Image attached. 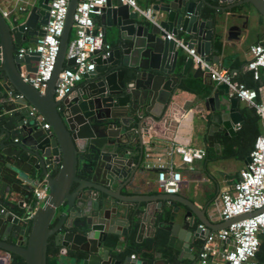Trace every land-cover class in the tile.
Masks as SVG:
<instances>
[{
	"label": "water",
	"instance_id": "obj_1",
	"mask_svg": "<svg viewBox=\"0 0 264 264\" xmlns=\"http://www.w3.org/2000/svg\"><path fill=\"white\" fill-rule=\"evenodd\" d=\"M48 1L27 2L12 18L0 10V250L5 253L0 254V264L9 263L10 252L26 264H46L51 235L65 250L58 264H182L194 257L191 244L203 240L211 227L199 213L203 209L197 210L190 200L179 206L175 194H167L168 202L152 208L140 203L146 200L142 196L123 193L140 185L142 171V135L138 161L128 155L135 136L130 126L139 117V128L144 112L155 120L172 115V97L193 66L192 57L168 34L195 48L206 67L198 66L193 75L201 76L211 65L213 41L223 33L228 39L239 35V11L254 8L264 17V0H155L153 21L119 0H107L100 21L104 34L105 26L112 33L111 51L106 57L95 51L94 69L62 99H55L54 90L60 70L74 63L65 60V52L78 0L68 3L56 63L42 92L24 80L36 71L31 63L39 53L16 52L25 35L35 44L44 34ZM233 82L241 80L217 84L202 100L205 111H199V119L211 122L210 142L214 132L233 136L243 123ZM44 123L49 128H43ZM52 169H57L54 175ZM40 185L48 189L38 204L32 193ZM249 215L224 220L221 228ZM150 216L152 228L157 222L169 233L168 250L173 247L176 258L169 259L168 250L155 246L145 251V259L137 253L119 257L112 247L119 249L131 219L138 220L139 240ZM195 217L203 227L196 226Z\"/></svg>",
	"mask_w": 264,
	"mask_h": 264
},
{
	"label": "built area",
	"instance_id": "obj_2",
	"mask_svg": "<svg viewBox=\"0 0 264 264\" xmlns=\"http://www.w3.org/2000/svg\"><path fill=\"white\" fill-rule=\"evenodd\" d=\"M70 0L48 1V22L41 35L33 46L19 47L17 55L22 56L25 51L34 50L39 53L36 71L24 80L35 89L43 91L51 78L60 47V36L63 32L68 3ZM107 0H78L73 13L74 37L69 40L65 60L74 59L72 65H65L58 74L55 85V99H62L70 94L83 74L92 71L95 67V51H100L103 57L109 55L111 44L105 40L101 28L95 26V17L100 16ZM127 4L132 10L153 21V10L150 6H141L136 0H119ZM4 16L6 14L4 13ZM172 38L176 46L183 48L192 57L193 64L206 67L195 48H188L182 37L167 35ZM250 58L245 69L252 78L260 79V70L264 68V32L257 43L249 47ZM208 77L220 84L229 83L232 76L227 69H217L207 66ZM25 76V75H24ZM231 87L235 96L254 109L261 121V131L255 136L252 147L248 151L250 161L239 171V178L231 189L224 190L220 196L219 216L229 220L243 214L247 217L234 220L228 226L209 232L203 239L198 250L197 261L191 264H258L256 252L259 247V234H264V94L258 97L256 89L244 83L233 82ZM43 128H49L48 123ZM180 155L183 162L190 163L201 159L205 150L180 144H172L166 150L167 160L158 158L154 164L147 167L157 171L158 187L167 194H175L182 181V174L173 162V156ZM47 185H40L33 189V198L40 204L47 197ZM203 227V225H199ZM62 252H65L62 249Z\"/></svg>",
	"mask_w": 264,
	"mask_h": 264
},
{
	"label": "crops",
	"instance_id": "obj_3",
	"mask_svg": "<svg viewBox=\"0 0 264 264\" xmlns=\"http://www.w3.org/2000/svg\"><path fill=\"white\" fill-rule=\"evenodd\" d=\"M32 0H0V10L6 14L7 18H12L21 8L26 6L27 2ZM113 4L117 0H112ZM141 6H150L146 4V0H136ZM242 15L241 18L236 19L235 24L241 27L239 35L236 38H227V34L223 33L218 35V40H214L211 52V67L217 69L233 70L232 78L234 80L240 79L242 83L248 84V87H253L258 93V97L264 94V82L262 83V73L264 69L260 70L261 82L256 83L252 78L251 73L245 69V65L250 58L249 47L257 43L262 35V16L254 9H246L239 11ZM251 15L253 20H251ZM95 26L102 28L103 25L100 21V16L95 17ZM106 27L105 40L109 43L113 42V36L110 28ZM22 47L33 46L34 44L28 42V35H25ZM71 40V39H70ZM18 50V49H17ZM17 52V51H16ZM186 55L187 52L184 51ZM32 66L35 67L37 61H32ZM197 68L193 64L186 77L187 85L192 88V91L183 90L179 91L172 97V115H166L158 118L148 116L144 112L143 121H140V127L131 125L134 138L131 142L129 156L134 160V163L140 158V135H142L143 157L140 164L142 171L138 173L140 178V185L128 191H123L127 195L142 196L146 200L141 201L143 205H150L155 208L157 204H164L168 202L167 193L161 190L156 181L157 171L155 168L147 167L148 164H154L158 158L167 160L166 150L170 145L180 144L193 148H200L205 150V155L201 159H196L190 163L183 162L180 155L173 156L175 168L181 172L182 181L179 185L178 191L175 193L176 198L179 200L176 203L179 206H185L181 201L190 200L196 206L201 216L211 227V232L221 229L224 222L219 216L220 196L224 190L231 189L233 184L239 178V171L245 166V159L248 156L250 143L252 141L254 132L249 128H242L243 123L246 121L243 110L247 107L250 108L244 101L239 99L238 110L243 117V123L236 129V134L233 136H223L220 132H214L213 140L210 142L207 139V129L210 121L204 122L199 119L200 110H204L203 98H205L210 91L215 89L218 84L208 77V71L203 70L201 76H194V70ZM25 74V73H24ZM32 74V73H31ZM183 82V81H182ZM255 85H257L255 87ZM180 85H178L179 87ZM212 87L209 92L206 89ZM219 94L223 95V90H218ZM232 92V91H231ZM233 95V93H230ZM207 113V112H206ZM207 116V115H206ZM139 117H136V121ZM259 130L261 131V121ZM241 131L244 142L233 145L229 141ZM9 142V141H7ZM229 142V143H228ZM236 153L234 156L233 154ZM116 185L114 186V188ZM33 196V193H32ZM21 199V195H16ZM139 202H136V205ZM118 204L124 207L123 201H118ZM161 205V206H162ZM196 226L201 222L195 217ZM166 225V224H165ZM139 227V225H138ZM138 229V228H137ZM152 217H148V222L141 241L146 237L153 234ZM169 234V233H168ZM137 238V233H136ZM169 238V236H168ZM124 238L120 243L119 249L122 251L124 246ZM194 254L193 258H185L197 261L198 248L191 244ZM157 250L158 249L156 248ZM170 252L177 251L173 247H169ZM113 250V249H112ZM152 250V249H151ZM168 250V249H166ZM169 253V252H168ZM148 252L139 253L140 257L148 256ZM174 260V259H172ZM184 260V259H183ZM183 262V261H182Z\"/></svg>",
	"mask_w": 264,
	"mask_h": 264
},
{
	"label": "trees",
	"instance_id": "obj_4",
	"mask_svg": "<svg viewBox=\"0 0 264 264\" xmlns=\"http://www.w3.org/2000/svg\"><path fill=\"white\" fill-rule=\"evenodd\" d=\"M154 2H156V1L155 0H146L147 5H151ZM73 37H74V30L72 29L71 34H70V39H72ZM216 40H217V38H216ZM110 44L112 46L113 42H111ZM262 69H264V68H262ZM258 82H261V77L259 80L256 81V83H258ZM263 82H264V73H262V83ZM179 85H180L179 90L181 88L183 90L192 91V88H189V86L187 85V80H184ZM245 85L248 86V84H245ZM256 86L257 85H255V87ZM211 88L212 87H208V89H206L207 92H209L211 90ZM243 112H244L246 121L243 123L242 128H249L250 131L254 132L252 141L250 143V148H251L255 136L260 132V130H259L260 118L255 113L254 109H252V108L246 107L243 110ZM136 122L137 121L135 118L134 123H132V124L135 125ZM229 142L232 143L234 146L237 145L238 143L242 144V142H244V138L241 135V131L235 137H233ZM250 148H249V150H250ZM235 154L236 153H234L233 156ZM56 171H57V169H52L51 174L54 175L56 173ZM33 200H34V198H33ZM15 212H20V209L18 207H16ZM137 228H138L137 218L131 219V225L129 227L128 234L124 238V243H126L127 245L122 249V251H119L118 253L115 251L114 246L112 247V249L118 254L119 257H124L127 254H132V253L139 254L141 252L149 251L154 246L158 249H161V251H166V249H168L167 243H168L169 234L166 230H164L163 228L158 226L157 222L155 223V229H154L153 234L149 237L144 238L141 241L136 240ZM202 242H203V240H201V239H197L194 242V245L198 248V250H199ZM168 252H169L168 253L169 259H175L176 258V255H177L176 252H172V251L170 252V250H168ZM68 253L77 255L76 252H73L70 250H68ZM62 257H63L62 248L60 245L56 244L55 235H51L48 238V244H47V248H46V264H58L59 261L62 259ZM256 260L258 261V264H264V234H263V237L260 239L259 247H258V250L256 252ZM191 263H195V261L189 260V259L183 260V264H191ZM8 264H26V262H25L24 258L22 256H20L19 254L14 253V252H10Z\"/></svg>",
	"mask_w": 264,
	"mask_h": 264
},
{
	"label": "rangeland",
	"instance_id": "obj_5",
	"mask_svg": "<svg viewBox=\"0 0 264 264\" xmlns=\"http://www.w3.org/2000/svg\"><path fill=\"white\" fill-rule=\"evenodd\" d=\"M254 16V15H253ZM253 16L251 15V20H253ZM73 30H74V28H73ZM264 32V17H262V33ZM42 203V202H41ZM0 254H5L4 252H2L1 250H0Z\"/></svg>",
	"mask_w": 264,
	"mask_h": 264
},
{
	"label": "flooded vegetation",
	"instance_id": "obj_6",
	"mask_svg": "<svg viewBox=\"0 0 264 264\" xmlns=\"http://www.w3.org/2000/svg\"><path fill=\"white\" fill-rule=\"evenodd\" d=\"M182 264H183V262H182Z\"/></svg>",
	"mask_w": 264,
	"mask_h": 264
}]
</instances>
